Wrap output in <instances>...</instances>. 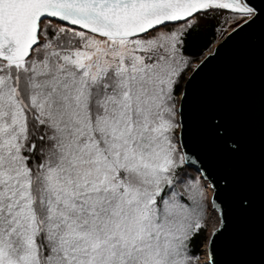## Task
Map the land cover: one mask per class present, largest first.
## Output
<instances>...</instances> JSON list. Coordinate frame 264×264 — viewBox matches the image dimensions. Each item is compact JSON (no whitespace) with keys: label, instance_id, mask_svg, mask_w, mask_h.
Listing matches in <instances>:
<instances>
[{"label":"snow or ice","instance_id":"6c2138e0","mask_svg":"<svg viewBox=\"0 0 264 264\" xmlns=\"http://www.w3.org/2000/svg\"><path fill=\"white\" fill-rule=\"evenodd\" d=\"M0 264H264V0H0Z\"/></svg>","mask_w":264,"mask_h":264},{"label":"water","instance_id":"95a60500","mask_svg":"<svg viewBox=\"0 0 264 264\" xmlns=\"http://www.w3.org/2000/svg\"><path fill=\"white\" fill-rule=\"evenodd\" d=\"M206 94L216 95L232 103L243 115L254 102L258 103V85L254 84L240 48H226L201 84ZM237 222L235 227L239 228Z\"/></svg>","mask_w":264,"mask_h":264},{"label":"trees","instance_id":"16d2710c","mask_svg":"<svg viewBox=\"0 0 264 264\" xmlns=\"http://www.w3.org/2000/svg\"><path fill=\"white\" fill-rule=\"evenodd\" d=\"M207 38V34L205 32H202L197 40V43L203 42Z\"/></svg>","mask_w":264,"mask_h":264}]
</instances>
